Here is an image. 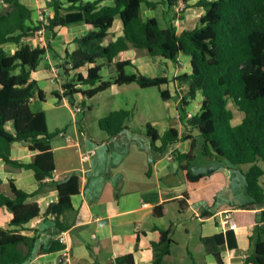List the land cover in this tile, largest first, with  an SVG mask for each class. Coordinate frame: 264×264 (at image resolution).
<instances>
[{"label": "trees", "instance_id": "16d2710c", "mask_svg": "<svg viewBox=\"0 0 264 264\" xmlns=\"http://www.w3.org/2000/svg\"><path fill=\"white\" fill-rule=\"evenodd\" d=\"M50 1L54 15L48 18L47 25L43 24L49 35L55 37L59 28L78 23L90 28L87 35L73 41L76 48L67 51L59 65L63 79V94H55L59 100L68 98L74 105L77 94L91 99L112 85L133 83L141 88L159 87L162 98L168 100L171 98L169 90H161L162 86L170 84L167 77L127 74L125 68L132 62L116 61V58L129 45L146 50L154 59L177 63L181 55L191 58V72L173 79L177 86L187 88L180 106L182 117L186 119L182 131L171 127L159 135L156 128L147 123L141 133L151 140L152 150L157 155H164L170 147L191 140L188 152L178 149L173 152L187 184L184 200L189 199V191L210 177L209 173L193 170L197 158L194 132L202 139L204 157L214 162L226 161L242 173L251 201L228 204V207L234 210L232 218L236 227L246 225L248 214L261 209L250 237L251 250L245 264H264V186L261 183L264 168L259 164L264 162V0H200L195 6L203 8L205 13L194 29L181 33L175 26V16L167 21L166 27H162L156 17L147 20L142 17L143 5L150 10L159 6L171 10L178 7L180 0H113V5H104L108 0ZM4 4L6 8L0 11V160L32 170L36 181L43 183L52 178L56 169L51 142L61 133L60 130L49 131L45 111L32 109V98L44 101V92L38 82L32 80V73L47 50L28 44L39 28L38 22L32 19L33 11L21 0H4ZM116 18L121 19L124 34L104 44ZM7 44H16L19 48L8 54ZM104 69L114 75L109 81H103L100 75ZM198 94L201 95L200 109L187 118L184 108L187 100L196 99ZM230 102L245 114L237 125L232 124L234 113L229 108ZM131 117L130 111L115 110L99 125L112 138L127 128ZM17 142L29 143L28 149L36 153L31 163L11 158V146ZM244 166L249 167L245 170ZM53 185L58 201L50 204L45 212L37 203L29 202L36 193L19 189L13 181L10 182L11 195L0 191V207H7L13 214L12 228L0 227V264H25L31 257L36 238L24 234V226L31 220L53 216L59 230H67L60 217L74 210L72 197L79 194V177L74 174ZM182 206L183 200L180 210ZM154 214L162 216V213ZM205 214L211 215L210 212ZM173 226L167 230L154 228L159 238L148 243L155 250L154 264H165L164 259L170 254L174 243ZM233 238L232 230L226 233V240L224 235L215 237L219 244L227 241L232 248L236 246ZM63 249L64 246L55 241L49 248L41 247L40 251L54 253ZM215 256L218 264H224L219 252ZM115 264L136 263L133 254H125L117 257Z\"/></svg>", "mask_w": 264, "mask_h": 264}, {"label": "crops", "instance_id": "0c3cea01", "mask_svg": "<svg viewBox=\"0 0 264 264\" xmlns=\"http://www.w3.org/2000/svg\"><path fill=\"white\" fill-rule=\"evenodd\" d=\"M61 1L66 2V0ZM199 1L182 2L184 9L181 14H178V7L171 10L165 9L167 16H175L176 21L179 18V25L176 26L178 33L183 30H192L197 26L200 17L205 13L203 8L195 6ZM21 2L33 11L34 22L38 21L42 12L49 17L54 15L50 0H21ZM113 4V0L104 3V5ZM143 7L144 20L152 17L158 19L156 14L160 6L156 10ZM89 30L85 23H78L59 28L55 37L45 33L47 53L37 70L32 73V80L37 81L44 92V101L35 98L32 103L34 105L42 102L43 108L38 111H45L47 115V109L56 108L58 103L69 102L68 98L59 100L56 97V93L63 94V79L60 77L58 85L51 84L49 81L52 75L51 68L54 65L59 66L66 52L76 48L73 41L87 35ZM123 34L122 21L116 18L104 44L122 37ZM28 44L32 48L38 46L33 36ZM18 48L16 44L5 45L8 54H13ZM124 60L132 62V65L125 68L127 74L141 73L147 77H167L170 80V84L162 86L161 90H169L171 98L167 102H174L175 117L180 114L181 118L180 121L175 119L176 124L172 125L173 116H162L156 122L158 127L155 128L159 135H163L171 127L182 131L186 119L182 117L178 108L181 92L173 79L191 72V58L181 55L177 63L163 58L154 59L146 50L129 45L128 49L116 58V61ZM86 69L82 71L85 72ZM100 75L103 81H109L114 77L105 69ZM113 86L116 85L111 87ZM74 98L71 114L73 122L77 124L80 119L82 120L86 97L77 94ZM196 98H199L201 103V95L198 94ZM187 102L189 107L191 100L188 99ZM79 106L82 111L76 112L75 108ZM88 108L91 109L92 106ZM199 109L200 105L196 113ZM185 111L191 113L189 110ZM110 112L112 110H107L105 117ZM130 124L129 120L127 128L112 138L100 128V125L99 131L92 136H87L83 128L75 127L73 135L69 134L68 129L57 128L56 130L61 131L58 136L63 138L64 142L55 145L53 140L57 136L52 140L56 169L52 178H47L43 183L36 181L32 170L0 160L2 182L0 191L11 195L10 182L13 181L19 189L36 193L29 202L37 203L42 212H45L50 204L58 201V193L53 182H62L74 174L79 177V194L72 197L74 210L60 217V222L67 230L60 231L53 216L47 218L39 216L24 226L26 229L24 234L36 238L31 257L25 264H115V259L125 254H133L136 264H154L155 250L148 246L149 241H156L159 238L154 228L167 230L172 224L174 226L171 238L174 243L170 254L164 259L165 264H218L215 256L218 252L224 264H245L246 259L243 256L250 254V237L254 234L256 217L261 209L248 214L246 225L235 226L232 218L234 210H230L228 204L251 201L242 173L226 161L214 162L204 157L201 147L203 161L197 164L199 156L195 151L197 158L194 161L193 170L195 173H209L210 177L200 182L194 190L189 191V199L184 200L183 196L188 191L184 173L180 170L179 163L175 159L169 161L168 156H173V152L177 149L182 153L188 152L191 148V140L170 147L164 155H157L152 150L151 140L142 134L141 130H137ZM187 142L189 147L184 151L182 146ZM28 146L29 143L12 144L11 158L26 164L31 163L36 153L31 152ZM157 146H160V142H157ZM91 150H95L96 154L89 161H83V156ZM208 161L212 162L211 164L224 165V173L222 171L213 173L210 163L205 164ZM228 171L233 174L228 175L226 173ZM263 178L264 176L261 183L264 186ZM238 193L242 195L241 200ZM182 200L183 206L180 210ZM155 207L158 208L155 210ZM154 212L162 213V216L156 217ZM207 212L211 215H206ZM188 214H191L192 219L197 223L186 230L185 241L182 243L175 238V226ZM12 217L10 209L0 207V227L12 228L10 226ZM166 219L168 222L165 224ZM229 230L234 232L233 240L236 246L233 248L228 246L227 241L225 244H219L215 239L216 235H224L226 240V233ZM62 233H66L68 238V244L63 245V250L54 253L40 251L41 247L49 248L58 241V236ZM66 248L71 254L69 263L64 259Z\"/></svg>", "mask_w": 264, "mask_h": 264}, {"label": "rangeland", "instance_id": "374dc122", "mask_svg": "<svg viewBox=\"0 0 264 264\" xmlns=\"http://www.w3.org/2000/svg\"><path fill=\"white\" fill-rule=\"evenodd\" d=\"M6 5L0 1V11L5 9ZM143 8H147L145 5ZM163 6H160V9L158 10V13L156 14L158 19L160 20V24L162 27H165L167 25V21L171 19V15L167 16V12ZM42 10V9H40ZM43 14L45 12H42ZM178 14H181L179 12ZM139 51V50H138ZM165 87V86H164ZM180 95H186L187 94V88L184 90H180ZM169 100V99H168ZM168 100H165L162 98L160 93L159 87H150V88H141L137 84H133L130 86H113L107 91L95 96L92 99H88L86 97V105L84 107V112L82 114V120L80 119L77 124L73 122V116L71 114V105L68 104L69 102H62L58 103V106L56 108H49L47 109V115H48V128L51 132H55L57 128L61 129H68L69 134L73 135V131L75 127L77 128H83L87 136H92L95 132L99 131V123L100 121L105 117L107 110H127L130 111L132 114V117L130 118V125L136 128L137 130L144 129L146 123H151L154 127L157 126V121L162 116L163 117H171L173 116V119H171L172 125L176 124V120L180 121L178 118L175 117L176 109L173 107L174 102ZM191 100V105L188 107V104L184 107L185 110H189L192 114H196V111L199 108L200 105V99L196 98L194 100ZM178 108L180 112L182 113V110L180 106L181 99L179 98V104ZM92 106L91 109L88 107ZM43 105L42 102H38L34 105H32V109L34 111L42 110ZM229 108L234 113V119L232 121L233 125L239 124L245 114L238 110V108L230 102ZM85 119L83 120V118ZM176 119V120H175ZM180 125L179 122L177 124ZM144 126V127H142ZM183 129V127H182ZM195 137L197 138V148L196 152L198 154V160L197 164L201 163L203 161V156L201 155V147H202V139L198 137V133H194ZM188 141V140H186ZM54 144L57 145L59 143H63V138L57 136L53 140ZM185 142V141H183ZM186 151V149L189 147V142L184 143L182 146ZM210 163V169L212 172L216 171H222L225 169L224 165L222 164H211L212 162L208 161L205 162V164ZM259 164L264 168V162L260 161ZM202 164L200 165V167ZM209 167V166H207ZM249 167V166H244ZM228 175H232L230 171L226 172ZM227 175V176H228ZM264 181V178H263ZM239 194V199L242 198V195ZM241 200V199H240ZM168 222V219L165 220V224ZM196 221L192 219V215L188 214L184 220H181L180 223H178L175 226V238L176 240H179L180 242L185 241L186 237V230L193 225H196Z\"/></svg>", "mask_w": 264, "mask_h": 264}, {"label": "built area", "instance_id": "2783aa9c", "mask_svg": "<svg viewBox=\"0 0 264 264\" xmlns=\"http://www.w3.org/2000/svg\"><path fill=\"white\" fill-rule=\"evenodd\" d=\"M2 3H4V0H1ZM183 1L180 0L179 1V4H178V12H181L183 9H184V5L182 3ZM49 16L46 15V14H43L41 13L38 17V25H39V28L37 31H35L34 35H33V39L36 40V43L38 45V47H41V48H46V40H45V33H46V28L44 25H47L49 20H48ZM41 23V24H40ZM44 24V25H43ZM179 25V18L177 19V21L175 22V26H178ZM51 71H52V75L51 77L49 78V81L51 84L53 85H58L59 84V81H60V77H61V69L59 66H52L51 68ZM179 91L180 90H184L186 87L185 86H177ZM182 96L181 95V99H182ZM32 101L35 100V98H32L31 99ZM76 112H81L82 111V108L79 106V107H76L75 108ZM194 114L192 113H188V116L187 118H191ZM176 118L180 119L181 118V115L180 114H177L176 115ZM96 152L95 150H91L89 153L85 154L82 158L83 161H89L91 159V157L93 155H95ZM168 160L169 161H172L174 160V157L172 155H169L168 156ZM58 241L62 244V245H67L68 244V238L66 236V233H62L58 236ZM64 259L67 263L70 262V259H71V254H70V251L66 248L65 251H64ZM244 259L247 258L246 255L243 256Z\"/></svg>", "mask_w": 264, "mask_h": 264}, {"label": "water", "instance_id": "95a60500", "mask_svg": "<svg viewBox=\"0 0 264 264\" xmlns=\"http://www.w3.org/2000/svg\"><path fill=\"white\" fill-rule=\"evenodd\" d=\"M105 222H106V220H105ZM102 223V222H101Z\"/></svg>", "mask_w": 264, "mask_h": 264}]
</instances>
